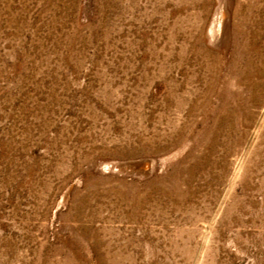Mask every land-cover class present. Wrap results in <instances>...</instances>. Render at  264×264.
Listing matches in <instances>:
<instances>
[{"label":"rangeland","instance_id":"374dc122","mask_svg":"<svg viewBox=\"0 0 264 264\" xmlns=\"http://www.w3.org/2000/svg\"><path fill=\"white\" fill-rule=\"evenodd\" d=\"M0 264H264V0H0Z\"/></svg>","mask_w":264,"mask_h":264}]
</instances>
